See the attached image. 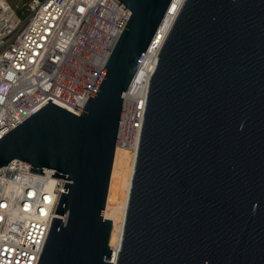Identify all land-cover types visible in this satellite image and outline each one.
I'll return each instance as SVG.
<instances>
[{"label":"water","instance_id":"obj_1","mask_svg":"<svg viewBox=\"0 0 264 264\" xmlns=\"http://www.w3.org/2000/svg\"><path fill=\"white\" fill-rule=\"evenodd\" d=\"M130 15L79 114L48 102L0 137L66 179L37 264H112L123 93L173 0ZM116 264H264V0H184L158 53Z\"/></svg>","mask_w":264,"mask_h":264},{"label":"built area","instance_id":"obj_2","mask_svg":"<svg viewBox=\"0 0 264 264\" xmlns=\"http://www.w3.org/2000/svg\"><path fill=\"white\" fill-rule=\"evenodd\" d=\"M129 15L119 0H30L20 13L0 0V137L48 99L79 114ZM155 40L147 52L158 58ZM150 75H136L122 95L116 146L134 156ZM42 172L17 159L0 167V264H37L59 217L66 179Z\"/></svg>","mask_w":264,"mask_h":264},{"label":"bare ground","instance_id":"obj_3","mask_svg":"<svg viewBox=\"0 0 264 264\" xmlns=\"http://www.w3.org/2000/svg\"><path fill=\"white\" fill-rule=\"evenodd\" d=\"M183 1L184 0H173L171 2L168 11L159 26V32L155 40V44L157 46L160 47L161 43H163L171 25L173 24L176 18V15L178 14V11L180 10ZM156 60H157V50H153L151 48L143 58V61L141 63L136 78L147 79L155 67ZM134 162H135L134 154L123 149L118 181L116 186V192L120 193L118 209L111 208L112 230H111L109 243L112 246L111 247L112 264H116L120 250Z\"/></svg>","mask_w":264,"mask_h":264},{"label":"trees","instance_id":"obj_4","mask_svg":"<svg viewBox=\"0 0 264 264\" xmlns=\"http://www.w3.org/2000/svg\"><path fill=\"white\" fill-rule=\"evenodd\" d=\"M29 2H30V0H22V3H21L19 6H16V5H13V4L11 3V1H10L11 5H12L13 7H15L19 13H20L21 11H25V8H26L27 5L29 4Z\"/></svg>","mask_w":264,"mask_h":264},{"label":"rangeland","instance_id":"obj_5","mask_svg":"<svg viewBox=\"0 0 264 264\" xmlns=\"http://www.w3.org/2000/svg\"><path fill=\"white\" fill-rule=\"evenodd\" d=\"M10 1L13 5H16V6H19L22 3V0H10ZM25 15H23V16H25ZM109 245H110V243H109ZM110 247H112V246L110 245Z\"/></svg>","mask_w":264,"mask_h":264}]
</instances>
